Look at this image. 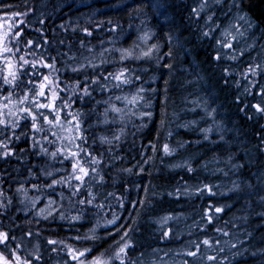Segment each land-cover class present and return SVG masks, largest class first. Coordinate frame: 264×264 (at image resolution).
<instances>
[{
    "label": "trees",
    "instance_id": "trees-1",
    "mask_svg": "<svg viewBox=\"0 0 264 264\" xmlns=\"http://www.w3.org/2000/svg\"><path fill=\"white\" fill-rule=\"evenodd\" d=\"M158 2L0 0V19L15 17L0 48V254L11 264H77L69 249H90L89 258L125 243L111 264H264V120L254 94L231 89L224 74L264 45V0H163L166 10ZM226 28L234 40L224 61ZM131 50L139 56L128 58ZM9 61L18 78L5 84ZM121 67L129 83L111 78ZM45 76L52 86L35 95ZM53 93L61 125L78 120L80 132L61 135L39 116L55 120L35 106ZM133 96L142 99H123ZM77 150L100 162L79 192L65 159ZM248 152L252 162L238 165Z\"/></svg>",
    "mask_w": 264,
    "mask_h": 264
},
{
    "label": "snow or ice",
    "instance_id": "snow-or-ice-1",
    "mask_svg": "<svg viewBox=\"0 0 264 264\" xmlns=\"http://www.w3.org/2000/svg\"><path fill=\"white\" fill-rule=\"evenodd\" d=\"M217 2H219V0H217ZM155 7L158 10H166L167 5L163 2V0H159V2L155 4ZM193 11H195V10H193ZM161 14L163 15V11L161 12ZM209 19H211V17ZM241 19H244V17H241ZM20 35H21L20 32L15 33V36H20ZM204 35L207 36L208 33L205 32ZM241 35H242V33H241ZM0 43H2V41H0ZM218 43H220V42L218 41ZM28 44L31 45L32 41H28ZM224 46L225 47H231L230 44H226ZM10 51H11V49H9L7 47H4V52H10ZM17 51H19V49H17ZM150 52H151V49L149 50V52H145L143 55L144 56H148L150 54ZM123 58L124 57H122V59ZM20 60H22L24 64H28L29 63L28 60L24 59V57H20ZM32 66L35 67L34 64ZM44 66L45 67H49V68L52 67V65H44ZM5 68L8 71H7V75H5L3 77V81H4L5 84H11V83H13V81L17 80V78H18L17 77V72L15 70H13L15 68V65H13L9 61V62H7L5 64ZM0 71H2V70H0ZM252 71H254V69ZM110 76H111L112 79H115L116 81H119L120 83H129L128 79L124 78L125 77L124 71H121V72H119L118 74H115V75L110 74ZM9 77H11V79H9ZM108 78L109 77H105V79H108ZM44 81L48 82L49 81V77L45 76L44 77ZM116 86L119 87V84H117ZM45 87H46V84L45 83H41L39 85L40 91L36 92L35 95L44 97L45 96V91H44ZM33 91H34V89H33ZM84 91H85V95L89 94L87 89H85ZM141 91H142V89H141ZM56 98H57L56 94L53 93L52 94V102L51 103H47V104L39 103V104H37L35 106L37 107V109H48L49 114L55 113V120H49L48 116L45 115L43 112H39V116H42L44 121L46 123H48L50 126H52V127L61 126V128L63 130V126L61 125V120H60L59 113H58V111H56V105H55ZM116 99L120 100L121 97H116ZM123 99L127 100L128 103H130V104H135V103L138 102L139 99H142V97L133 96L130 100L127 97H125ZM27 100H28V96L25 95L19 101V103H24ZM5 107H7V105H5ZM23 111L26 113L27 116H31L32 117V120H33L32 128H33V130L34 131H43V129L38 127V125H37L36 121H37L38 117L36 115H33L32 112L29 111L28 108L23 109ZM111 111H113L115 113H120L122 110L120 108L116 107L115 105H112ZM257 111H264V109H261V108L258 107ZM77 115H79V114H77ZM2 117H3V113L0 112V118H2ZM74 119H76V118L74 117ZM2 122H3V120L0 119V123H2ZM66 131H69V132H80L81 128H80L79 121L78 120L76 121L74 128L66 129ZM66 139H68L70 143L74 144L76 140L83 139V137H82V135H71L69 137H66ZM116 139H119V137H116ZM107 142L110 143V141H107ZM76 147H77V149H80V145H76ZM58 151H59V149H58ZM164 151H165V154H169L170 150H169L167 145L164 146ZM52 155L56 156L57 153L53 152ZM89 155H90V153L84 151V154L82 156L80 150L69 151V153L67 155H65V159H71L73 161L72 162V170L73 171L71 173V176H72L73 179H75L76 181L79 182V184L76 186V191L77 192L81 191L82 188L87 185L88 179H86V178H91L92 175L97 172V169L95 167H92V165H96V164L100 163L95 157H92L91 161H89L87 159H84L85 156H89ZM81 160H83V163H81ZM56 183H61V181H54L53 185L56 184ZM53 185H49V187H52ZM69 186H71L70 182H69ZM90 195H91V193H90ZM80 203H82V204L83 203L91 204L92 200H88V201L81 200ZM220 211H221V209H219V208L216 209V212H220ZM74 219H76V218L74 217ZM209 219H211V217H209ZM109 223H115V218L113 219V221H110ZM224 234L227 235V233H224ZM125 235H127V233H125ZM121 239H123V237ZM6 240H7V235L4 234V233H0V243H4ZM49 243H57V242L56 241H49ZM203 244L208 245L209 241L208 240H204ZM129 246H130L129 244L125 243L122 247H120L119 251L115 254L116 258H119L122 254H124L125 250ZM197 247H199V245H197ZM233 247H235V245H233ZM68 251H69V253L71 255V258L73 260L77 261V264H85V261L80 259V258L84 257L85 254L90 252L91 250L90 249H85L84 251L76 252L73 249H69ZM188 254L192 255V256L196 255V253H194V252H190ZM14 258L16 259L17 264H20L19 258L18 257H14ZM209 259H215V258L214 257H209ZM0 264H11V262L7 258H5V256L3 254H0ZM23 264H31V262L30 261H24ZM91 264H107V262L104 261L102 258L97 257L91 262ZM121 264H123V260H121Z\"/></svg>",
    "mask_w": 264,
    "mask_h": 264
},
{
    "label": "rangeland",
    "instance_id": "rangeland-1",
    "mask_svg": "<svg viewBox=\"0 0 264 264\" xmlns=\"http://www.w3.org/2000/svg\"><path fill=\"white\" fill-rule=\"evenodd\" d=\"M15 24V17L12 15H3L2 18L0 19V41H2V43H0V48H3V41L4 38H6V36L12 31V28ZM239 24H242V22H239ZM227 31H229V28L226 29H222L221 33L218 35V40L221 42L220 47H218V49L221 50V53L224 54V56H222V60L226 61L228 60L226 56L227 52L230 50V47H225L224 45L226 44H232L233 40H234V36L232 33H230V36L227 34ZM243 34V32H241ZM241 33H239V31L236 32L237 36H236V40L241 38ZM264 40V39H263ZM229 49V50H228ZM257 50L255 51V54L251 55L248 57L247 62L246 63H239V65L241 66V71H237V72H232L231 76L232 78H230V73L228 72V70H225L224 74L229 78L228 82L232 84L231 89H235L236 90V86L238 85L237 83H240L239 86H241L242 84L244 85V95L247 97H250V95H252V93L254 94V98L253 101H255V105L259 106V108L262 109V107H264V90H262V88L256 91V87L259 84L260 81H264V78H260L261 76H264V45H258V47H256ZM234 54L231 53L229 55L230 58H232L233 60H235L233 57ZM217 60V59H216ZM225 63V62H224ZM232 66L236 65V63H229ZM254 69V71H252ZM121 71H124V68L121 67L120 70H118L117 74ZM46 87H50L52 86V82L49 80L47 82ZM248 100V98H247ZM248 102V101H247ZM247 102H244L245 104ZM118 108H120V106H116ZM262 114V118L264 120V111H259ZM59 133L61 135H66L70 132L66 131V128L63 127L62 128L58 127ZM217 133V130L216 132ZM208 135L205 137L207 138ZM247 154H251L250 152L246 153V157ZM247 163H251L252 161H249V157H247ZM120 247H118L116 249L115 252L112 253H102L98 256H93V257H86V254L84 257H81L80 259L85 261V264H91V262L97 258L100 257L102 258L104 261L107 262V264H111L114 261H118L119 258H116L115 254L119 251ZM76 261V260H75ZM77 262V261H76Z\"/></svg>",
    "mask_w": 264,
    "mask_h": 264
},
{
    "label": "bare ground",
    "instance_id": "bare-ground-1",
    "mask_svg": "<svg viewBox=\"0 0 264 264\" xmlns=\"http://www.w3.org/2000/svg\"><path fill=\"white\" fill-rule=\"evenodd\" d=\"M142 33V32H141ZM107 43V42H106ZM139 55L137 54V52H134L133 50H131L130 51V54L128 55V58H134V57H138ZM124 59L125 58H123L122 59V56H120L119 58H118V63H122L123 61H124ZM198 108H200L201 110H203L202 109V106H199ZM209 138V137H208ZM215 138H216V142L219 140V138H220V136H218L217 134H216V136H215ZM178 146V145H177ZM176 146V147H177ZM175 147V146H174ZM246 159V153H242V156H239V157H237L236 158V162L238 163V165H241L243 162H244V160ZM136 171H138L139 172V170L137 169ZM224 172L225 173H227V174H230V172H231V170H224ZM57 188H48L47 189V193H50V192H55V191H57L56 190Z\"/></svg>",
    "mask_w": 264,
    "mask_h": 264
}]
</instances>
